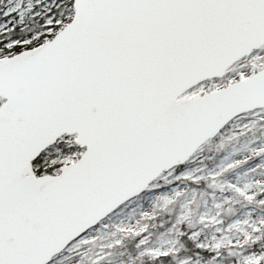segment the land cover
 <instances>
[{
	"label": "snow or ice",
	"instance_id": "obj_1",
	"mask_svg": "<svg viewBox=\"0 0 264 264\" xmlns=\"http://www.w3.org/2000/svg\"><path fill=\"white\" fill-rule=\"evenodd\" d=\"M0 264H264V0H0Z\"/></svg>",
	"mask_w": 264,
	"mask_h": 264
}]
</instances>
